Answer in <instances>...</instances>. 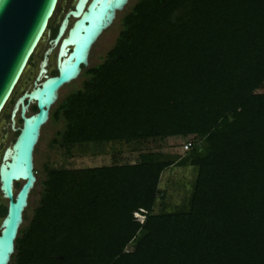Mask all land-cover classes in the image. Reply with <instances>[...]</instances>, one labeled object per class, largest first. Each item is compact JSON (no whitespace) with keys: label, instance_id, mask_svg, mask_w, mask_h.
Here are the masks:
<instances>
[{"label":"trees","instance_id":"trees-1","mask_svg":"<svg viewBox=\"0 0 264 264\" xmlns=\"http://www.w3.org/2000/svg\"><path fill=\"white\" fill-rule=\"evenodd\" d=\"M81 77L49 111V147L134 159L42 165L8 264H264V0H135ZM170 138L189 148L144 151ZM173 166L194 177L171 208L158 184Z\"/></svg>","mask_w":264,"mask_h":264},{"label":"water","instance_id":"water-1","mask_svg":"<svg viewBox=\"0 0 264 264\" xmlns=\"http://www.w3.org/2000/svg\"><path fill=\"white\" fill-rule=\"evenodd\" d=\"M128 0H74L42 52L32 86L18 96L8 117L15 132L11 144L0 155V198L5 212L0 219V264H8L22 214L36 178L33 151L40 129L46 124L58 91L74 81L87 66L92 45L112 23ZM58 0H0V114L19 84L43 37ZM55 49L54 70L45 69ZM30 106L35 108L28 112ZM16 120L20 124L16 125ZM19 183L17 190L14 184Z\"/></svg>","mask_w":264,"mask_h":264},{"label":"rangeland","instance_id":"rangeland-1","mask_svg":"<svg viewBox=\"0 0 264 264\" xmlns=\"http://www.w3.org/2000/svg\"><path fill=\"white\" fill-rule=\"evenodd\" d=\"M135 0H128L126 5L120 12L115 14V17L111 23V25L101 33L96 42L92 45L89 56L87 59V66L81 69L78 77L70 82L69 84L63 86L58 91L57 100L63 98L66 94L75 91L78 89L82 83L83 77L81 74L87 68L94 66L102 60L106 51L113 45L114 39L120 30V18L122 15L128 11L131 4L134 3ZM74 0H58L57 6L55 8L54 14L50 19L48 24V29H52L57 26L62 15L72 6ZM51 38V33L49 30V34L41 40L39 47L31 60L28 63V68L24 72L19 84L15 88L11 98L7 102L5 108L2 110L0 114V155L4 147L11 144L15 137V132H10L8 129V114L13 104V101L22 93L24 90H28L31 85V81L34 78V75L37 71V64L41 59L42 52L48 47V40ZM54 53L55 49H53L48 55L46 70L50 73L54 69ZM264 91V87L262 89ZM260 92V91H257ZM56 100V101H57ZM55 107L54 105L51 107ZM32 106L29 107L28 112L31 113ZM20 122L16 120V125L18 126ZM62 124L60 121L54 122L48 120L44 126L40 129L39 139L34 148L33 153V169L36 171V180H40L42 177V165L50 164L56 167L63 168H96L101 166H107L112 161L110 158V151L120 150L121 160L123 158H127L126 160L132 161L134 159V153H129V146H106V145H98L94 149L97 156H90L85 154V156H73L70 158L61 157L59 150L56 148L49 147V141L54 137L56 131L61 130ZM185 141L183 138H170L164 140H155L153 142H147L144 147V151H152V152H160L166 154L167 156H181L184 152L182 149V143ZM101 146V147H100ZM94 147V146H93ZM92 147V148H93ZM118 156V154H117ZM116 156V158H117ZM124 160V159H123ZM194 177V170L190 167L182 168V167H169L165 169L159 180L158 188L163 190L166 195V202H168V206L171 208L179 207L184 203L185 197L189 190L190 184ZM19 183L14 184V189L17 190ZM39 190V184L35 181V184L32 188V193L28 196L27 206L25 208L26 216H30L31 209L34 207L37 201V192ZM160 201L155 203V207L153 209L154 212H158ZM0 204L5 206L4 201L0 198ZM137 220L141 221L142 217L135 215ZM25 224L24 222L21 225ZM20 225V226H21Z\"/></svg>","mask_w":264,"mask_h":264},{"label":"flooded vegetation","instance_id":"flooded-vegetation-1","mask_svg":"<svg viewBox=\"0 0 264 264\" xmlns=\"http://www.w3.org/2000/svg\"><path fill=\"white\" fill-rule=\"evenodd\" d=\"M74 3V2H73ZM63 16V15H62ZM62 18V17H61ZM61 20V19H60ZM59 20V21H60ZM58 24H59V22L57 23V26H58ZM57 26H56V28H57ZM55 35V34H54ZM51 39V38H50ZM55 54H56V50H55V53H54V59H55ZM42 56V55H41ZM40 61H41V59L39 60V62H38V64H37V71H36V73L38 72V70H39V64H40ZM45 69H46V67H45ZM48 72V71H47ZM36 73H35V75H34V78H35V76H36ZM49 73V72H48ZM50 74V73H49ZM34 78H33V80L31 81V85H30V88H31V86H32V82L34 81ZM29 88V89H30ZM28 89V90H29ZM25 91V90H24ZM23 92V91H22ZM21 95V94H20ZM19 95V96H20ZM15 101V100H14ZM14 101H13V103H14ZM12 106H13V104H12ZM12 106H11V108H12ZM10 111H11V109H10ZM10 111H9V113H10ZM8 117H9V114H8Z\"/></svg>","mask_w":264,"mask_h":264},{"label":"built area","instance_id":"built-area-1","mask_svg":"<svg viewBox=\"0 0 264 264\" xmlns=\"http://www.w3.org/2000/svg\"><path fill=\"white\" fill-rule=\"evenodd\" d=\"M189 148V145L188 144H183V146H182V149L185 151V150H187Z\"/></svg>","mask_w":264,"mask_h":264},{"label":"bare ground","instance_id":"bare-ground-1","mask_svg":"<svg viewBox=\"0 0 264 264\" xmlns=\"http://www.w3.org/2000/svg\"><path fill=\"white\" fill-rule=\"evenodd\" d=\"M14 186V185H13Z\"/></svg>","mask_w":264,"mask_h":264}]
</instances>
